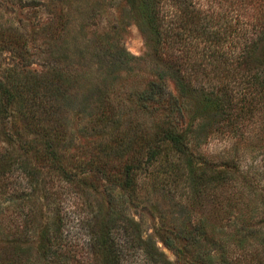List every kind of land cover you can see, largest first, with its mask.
Instances as JSON below:
<instances>
[{"label":"trees","instance_id":"1","mask_svg":"<svg viewBox=\"0 0 264 264\" xmlns=\"http://www.w3.org/2000/svg\"><path fill=\"white\" fill-rule=\"evenodd\" d=\"M117 1L159 62L137 93L121 86L135 57L122 45L118 23L102 28L101 0H6L45 17L0 25V203L50 206L66 191L81 201L85 232L80 251L71 249L52 205L30 241L28 232L14 234L1 223L8 208L0 204V264H264V159L262 171L253 164L264 139L245 143L244 118L226 113L230 104L256 110L264 102V0H220L237 11L236 24L247 18L253 27L249 41L238 39L227 77L238 82L239 97L210 73L194 72L196 59L174 53L203 45L218 61L220 44L229 37L237 44L226 16L206 14L196 0ZM200 76L208 79L200 83ZM185 98L195 102L188 122ZM221 126L252 160L246 168L194 153ZM161 175L182 181L184 194L159 186ZM146 177L149 190L140 187ZM132 208L153 218L157 240L143 238Z\"/></svg>","mask_w":264,"mask_h":264},{"label":"rangeland","instance_id":"2","mask_svg":"<svg viewBox=\"0 0 264 264\" xmlns=\"http://www.w3.org/2000/svg\"><path fill=\"white\" fill-rule=\"evenodd\" d=\"M101 2L102 13L100 15V21H102V28L104 30H111L112 24L118 23V31L122 45L132 56L135 57L129 66L130 70L122 73L121 86L126 91H132L133 93L140 92L146 88V85L149 83V81L153 80L154 70L159 67V62L148 47L146 40L136 25H134V23L129 18H126L124 13L125 6H123V4L117 0H101ZM196 2L197 7L205 10L207 12L206 14L213 15L214 18L226 16L228 21L233 24V35L235 36L237 33V44H235L236 39L231 40V37H229L226 42L220 44L219 46L220 52L218 54V61L212 62L206 56L207 53L204 50L203 45H199L195 48L192 47L188 49L187 52H183L180 50V48H176L174 53L175 55L184 54V57L188 55L191 61L196 59L197 64L199 63L200 65L193 66L194 72H197L198 74L200 73L201 75H207L210 73L211 77H213L212 82L216 83L220 89L222 86L227 87L228 90L232 91L233 95L239 97V92L237 90L238 82L236 85V82L233 83V80L227 77H229L228 75L232 69V61L236 59V55L239 51L238 39H242V42H244L243 39H247L249 41V38L253 32V27H250L249 23H246L247 18H243V21L241 18L239 24H236V20L234 19H236L237 11L235 12L234 8L227 6L224 4V2L221 3L220 0H196ZM44 15V12L39 10H25L21 12L13 5L6 2V0H0V25L2 28H8L9 26L16 27L18 25H28L32 22H37L40 18H44ZM18 20H21V22L18 23ZM240 30L241 33H239ZM4 58H6V61H8L6 55H4ZM182 62L184 61L182 60ZM215 72L221 75V77L215 78L216 76L212 75L216 74ZM201 78L202 77L200 76L198 79L200 83H202L207 77L205 76L202 80ZM168 87L173 94L179 95L174 83H172L170 80H168ZM184 100L188 104L189 109V114L186 116V122H188L187 120L191 119L193 116L192 113L195 102L194 99L190 98H185ZM230 105L231 108L227 110L229 112H226L228 113L227 117L231 116L233 119L244 118L242 121L247 126L246 133L243 134V137H247L245 143L250 142L256 144L258 139H264V102L260 104L256 110L248 108L247 104ZM223 119H225V116H223ZM222 127L223 126L219 128V131L210 134L202 142H199L197 146L194 145V153L200 154L202 157L206 158V160L216 165H220L224 161L233 159L232 161L239 163L241 167L246 168L247 164L252 162V160L245 156L244 152L246 150L242 148V144L237 150H235L236 144L234 138L236 137H234L231 133L226 132V128L224 129ZM263 150L264 148H262V150H257L256 148V154L258 155L253 161V164L258 166L259 170L261 171L263 170V167H261L262 161L264 159L262 154ZM17 174L18 173H14L12 183L17 189L22 190L20 187L19 178L16 177ZM161 176L157 178L160 179L159 186L163 187L164 189L169 188L171 192L175 194H184L185 185L182 181L171 183L170 180H165V177ZM151 181L152 180H150L149 177L140 180V187L149 190L151 187L150 183H152ZM143 191H141L142 194L144 193ZM57 202L60 203V206H57ZM32 204L33 203L29 202L28 200L18 198L12 199L11 201L2 202V209L8 208V210L6 211V216L1 218V223L9 227L12 233L15 234L19 231H22L23 233L28 232V239L30 241L35 240V231L45 220L47 211L49 209L52 210V205L53 207L56 206L59 208V216L62 218V226L60 229L63 231L64 241L68 243V246H70L71 249L73 248L74 251L77 250L79 252L84 239L83 234L85 232V227L80 224L79 218L81 219V217L77 216V210H80L81 208V201L76 200L71 194H68L65 191L63 195L57 196L55 198V201L52 203V205L50 201V206H47L46 202H44L42 206L38 204ZM129 214L136 222L141 225L144 231L143 238H147L148 236L153 237L154 220L150 215L135 208L130 209ZM51 215L50 221L55 219L53 213H51ZM154 240L157 239L154 238ZM31 245L32 244L29 243L24 246ZM157 245L167 259L172 261L174 260V255L171 250L165 248L160 242H157ZM31 252V255H35L33 250ZM79 255L80 254H78V256ZM32 261H36V256H33ZM40 263L41 262H38V264Z\"/></svg>","mask_w":264,"mask_h":264}]
</instances>
